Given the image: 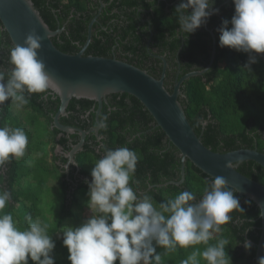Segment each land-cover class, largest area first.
<instances>
[{"label": "trees", "instance_id": "obj_1", "mask_svg": "<svg viewBox=\"0 0 264 264\" xmlns=\"http://www.w3.org/2000/svg\"><path fill=\"white\" fill-rule=\"evenodd\" d=\"M32 1L52 31L64 28L61 35L52 39L54 45L63 53L76 55L82 50L87 41L89 24L98 17L93 27L92 42L85 56L116 58L148 71L157 79L161 78L163 62L154 55L165 57L169 65L165 86L171 93L179 71V78H182L188 73L202 71L210 62L212 37L206 31L205 24L191 34L179 31L180 14L175 9L180 0ZM101 1L106 7L100 13ZM214 7L219 9V12L212 15L208 21V26L214 30L217 40L214 65L203 76L184 82L180 102L203 144L214 152L229 153L243 149L240 143L249 142L251 132L264 138V54H253L257 62L250 65V70L245 67L249 54L220 47L218 29L222 27L224 20H230L234 15L233 0H216ZM144 19H149L150 28L148 22H143ZM151 32L152 40L148 51ZM12 47V41L0 22V68L5 71L11 67L9 52ZM25 95L29 102L21 108L23 112L29 110L46 119L52 130L48 142H53L55 147H61L65 153L70 152L80 141V136L71 135L68 139L72 143H69L65 138H58L61 133L52 128L53 117L60 108L57 95ZM107 101L100 114V123L106 125L101 127L99 132L101 141L91 132L87 135L83 151L75 156L80 173L85 176L84 180L76 177L78 167L72 165L69 181L62 167L68 159L53 153V160L61 161L60 164L54 162L52 166L56 167V177L62 188L65 203L61 221L55 229L50 230L53 233L65 220L73 217L70 208L79 204V191L89 190L86 181H91L93 164L103 155L101 145L111 149L128 147L135 151L138 162L132 179L138 183L132 186L139 195L145 193L151 196L157 206L184 190L192 192L198 201L202 197L206 182L211 179L187 161L183 185L159 188L158 185L181 180L180 152L170 144L165 133L157 127L154 118L138 99L129 94H114L108 96ZM97 108L96 102L73 99L67 110L68 115L62 117L60 122L66 126L90 131L97 126ZM16 109L10 100L0 105V127L7 126L9 117L17 114ZM92 109L94 111L88 115ZM250 126H254L252 131H249ZM26 149L32 151L29 146ZM19 160L10 157L8 161L0 164V190L11 193L10 203L3 212L11 213L15 217L19 213L21 215L19 209H24L25 216L19 221L28 225L27 218L31 217L35 221L38 215L26 205L29 199H25L18 190L21 163ZM150 187L153 188L149 190ZM234 193L237 196L235 191ZM239 201L243 211L232 212V221L219 225V231L213 232L209 241L213 244L218 240L226 241L225 258L228 259L229 256L231 264H250L256 255V246L246 249L245 254L239 249V245L243 241L242 234L247 229L246 225L251 231L254 227H261L260 210L245 197ZM238 218L245 221L246 225H236L233 221ZM250 233L252 241L257 243L260 231L256 234ZM28 264L34 262L29 259Z\"/></svg>", "mask_w": 264, "mask_h": 264}, {"label": "clouds", "instance_id": "obj_2", "mask_svg": "<svg viewBox=\"0 0 264 264\" xmlns=\"http://www.w3.org/2000/svg\"><path fill=\"white\" fill-rule=\"evenodd\" d=\"M215 2L180 0L175 9L180 14L179 31L191 34L206 24L219 12ZM233 4L234 15L218 29L219 46L249 54L245 67L250 69L257 62L253 54H264V0H233ZM41 39L33 32L26 36L23 46L10 49V69L0 68V105L10 100L21 109L29 102L25 93H62L38 59ZM27 145L28 136L22 128L0 127V164L10 157H23ZM101 148L103 155L93 164L91 181H86L88 207L94 214L80 226H65L61 233L71 264H161L157 248L167 254L177 247L208 245L219 225L231 220L232 212L243 211L222 176L206 182L198 201L192 192L184 190L157 206L151 196L139 195L132 186L138 183L132 179L138 162L135 151L128 147ZM226 167L233 165L228 162ZM10 200L11 193L0 190V264H28L29 259L34 264H55L51 254L56 245L47 233L48 225L28 217V226L21 230L13 215L3 212ZM260 214L264 216V210ZM244 247L250 249L251 243L245 241ZM225 257L226 241L218 240L203 251L194 250L181 264H200L199 258L206 264H229L230 257ZM258 264H264V257Z\"/></svg>", "mask_w": 264, "mask_h": 264}, {"label": "water", "instance_id": "obj_3", "mask_svg": "<svg viewBox=\"0 0 264 264\" xmlns=\"http://www.w3.org/2000/svg\"><path fill=\"white\" fill-rule=\"evenodd\" d=\"M101 6L100 11L105 7L102 1ZM97 18H94L89 24L87 41L82 50L76 55H70L60 51L52 41L53 38L63 33L64 28L52 31L35 8L32 0H0V22L13 46H23L26 36L33 32L42 38L41 48L37 53L38 59L45 64L47 74L56 80L62 88V93L57 95L60 100V108L53 117L52 128L61 133L58 138L62 135L77 134L80 136L78 144L66 155L68 163L78 167L75 156L83 151L87 135L90 133L76 127L63 125L60 122L62 117L68 115L67 110L70 102L77 99L89 100L98 104L97 126L92 132L99 137L100 114L104 104L108 103L107 97L114 94H129L143 104L154 118L157 127L165 133L170 144H173L180 152L181 180L158 185L159 188L183 185L186 179V163L190 161L210 178L217 176L225 178L228 186L237 193V199L245 197L251 200L261 213L264 210V185L240 173L238 167L245 162H254L264 169V155L257 150H237L229 153L212 151L195 133L180 102V97L183 96L181 87L184 82L193 77L203 76L213 67L217 52L215 34L210 33L213 42L209 64L202 71L188 73L182 78L178 77L171 93L165 86L169 66L165 57L155 56L163 62L161 78L157 79L148 71L116 58L85 56V52L92 42L93 27ZM151 40L152 33L148 42V51H150ZM58 150L57 153L55 152L56 154L61 151V148L58 147ZM228 162H231L233 167H226ZM260 219L261 235L256 245L257 251L252 264H258L259 258L264 257V216L261 214Z\"/></svg>", "mask_w": 264, "mask_h": 264}, {"label": "rangeland", "instance_id": "obj_4", "mask_svg": "<svg viewBox=\"0 0 264 264\" xmlns=\"http://www.w3.org/2000/svg\"><path fill=\"white\" fill-rule=\"evenodd\" d=\"M16 111L17 114H12L9 117L7 126L22 128L28 136L27 146L33 151L30 152L26 149L23 158H19L21 163L18 190L25 199H29L27 201L29 203L26 205L38 215L36 219L48 225L47 233L52 236L56 245L51 254L54 261L58 264H71L68 260L69 252L63 245L61 233L65 226H80L94 214V210L88 207V190L83 189L79 191V204L73 205L70 208L73 217L65 220L54 233L50 231L55 229L61 221L65 204L64 194L56 177V167L52 166L55 162L53 160V153H57L59 150L53 142H48L52 136V130L46 119L29 110L23 112L24 110L22 109H16ZM28 155H31L33 158ZM27 202L25 201V203ZM19 210L21 211V215L20 213L15 217L12 215L17 226L23 230L28 225H23L19 221V219L25 216L24 209ZM208 245L214 244L209 241ZM208 245L199 244L188 248L177 247L175 251L167 254H165V249L157 248V252L161 255V264H181V261L186 259L194 250L199 249L203 251ZM199 259L200 264L206 263L202 258ZM115 264H119V262Z\"/></svg>", "mask_w": 264, "mask_h": 264}, {"label": "flooded vegetation", "instance_id": "obj_5", "mask_svg": "<svg viewBox=\"0 0 264 264\" xmlns=\"http://www.w3.org/2000/svg\"><path fill=\"white\" fill-rule=\"evenodd\" d=\"M164 1H166V0H164ZM105 5V4H104ZM102 7V6H101ZM105 7H106V5H105ZM104 7V8H105ZM101 9V8H100ZM99 12H101L100 10H99ZM143 22H145V23H147L148 22V24H149V28L151 27V24H150V22H149V19H144L143 20ZM205 29H206V31H208V33L210 34L211 32H213L214 33V30L213 29H211V28H209V26H208V23H207V25L205 24ZM151 31V30H150ZM152 33V32H151ZM212 37V36H211ZM212 42H213V40H212ZM155 56H158V55H154V57ZM172 75H173V73H172ZM179 75H180V71L178 72V76H177V78L179 77ZM172 78H174L173 76H172ZM172 80V79H171ZM177 80V79H176ZM176 83V82H175ZM175 85V84H174ZM94 111V109H92L91 111H89L88 112V115L90 114V112H93ZM205 125V124H204ZM252 125H254V124H252ZM254 128V126H250V128H249V131H252V129ZM93 129L94 128H92L89 132L91 133L92 131H93ZM259 129V128H258ZM89 133V134H90ZM96 135V134H95ZM71 135H62L60 138H65L66 140H68V142L69 143H72V141L70 140V139H68L69 137H70ZM249 136H250V141L249 142H241L240 143V145H241V147H243V149H241V150H257L259 153H261V154H263L264 155V138L261 136V137H258V135L256 134V133H254V132H251V133H249ZM97 140L98 141H101V138L100 137H97ZM70 145V144H69ZM224 145V144H223ZM56 148H58V147H56ZM61 148V147H60ZM69 153V152H68ZM68 153H65V151L64 150H62V148H61V151L58 153V154H60V156L61 157H66V155L68 154ZM55 162H57V163H59L60 164V162L61 161H55ZM73 164H70L69 165V163H68V161L62 166L63 167V169L65 170V167L67 166V170L65 171L66 172V174H67V179L70 181V174H71V171H72V166ZM238 171L240 172V173H242L243 175H245L246 177H248V178H250V179H252L253 181H255V182H257V183H260V184H262V185H264V169L261 167V166H259L258 164H256V163H254V162H245V163H243V164H241V165H239V167H238ZM81 170H80V168H77V171H76V173H75V175H76V177H78L80 180H84V177L85 176H83L81 173ZM153 187H150L149 188V190H151ZM142 194H145V193H142ZM241 200V199H240ZM242 202H244V201H242ZM241 202V203H242ZM231 215V220L229 221V222H231L232 221V213L230 214ZM236 225H244L245 224V221H243V220H241V219H236L235 221H233ZM246 225V224H245ZM246 231H244L243 232V234H242V242H241V244L239 245L240 246V250H243L244 251V253L246 254V248L244 247V243H245V241H249L250 243H251V247H255L256 245H257V243L259 242V240H258V242L257 243H254L253 241H252V239L250 238L251 237V233L250 232H255V234L258 232V231H260V235H261V230H260V227H254V229L251 231L250 230V227L248 226L247 227V225H246ZM259 239H260V236H259ZM256 250H257V247H256ZM243 257H244V255H243ZM255 259V258H254ZM253 262H254V260H253ZM252 261H251V263L250 264H252L253 263ZM244 263V262H243Z\"/></svg>", "mask_w": 264, "mask_h": 264}]
</instances>
